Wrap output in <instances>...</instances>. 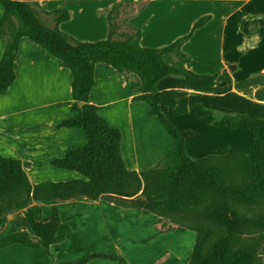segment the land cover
I'll return each instance as SVG.
<instances>
[{
	"label": "trees",
	"instance_id": "16d2710c",
	"mask_svg": "<svg viewBox=\"0 0 264 264\" xmlns=\"http://www.w3.org/2000/svg\"><path fill=\"white\" fill-rule=\"evenodd\" d=\"M140 1L129 3L136 6ZM147 5V4H146ZM141 4L125 22L123 30L115 21L121 2L107 13L108 34L98 42H81L62 32L59 24L69 20L66 9L44 11L38 0H0V39L5 47L0 58V95H5L15 80L19 42L27 38L60 61L72 76L71 117L57 129L76 128L86 133V143L69 150L52 166L74 171L84 180L42 182L32 185L19 160L0 157V227L7 217L28 208L32 202L69 201L76 198L101 199L122 209L155 215L161 223L159 232L183 228L195 233L188 264H261L264 239V119L235 115L216 121L213 113L200 104L186 108L178 105L185 92H159L158 82L169 76L179 77L191 92L212 93L217 88V74L200 75L187 68L190 57L182 47L211 16L198 18L190 30L161 48L140 46L141 29L129 21L146 8ZM52 17L53 25H44L39 17ZM104 63L127 80L130 74L140 82L133 101L144 102L148 115L157 118L175 146L153 168L137 173L127 170L121 155V132L109 125L90 104L94 86V67ZM234 89L257 101H264V74L236 81ZM82 107L79 108L78 104ZM175 115L188 114L218 128L241 129L250 134L248 154L228 153L192 160L185 151L184 138L168 121L161 108ZM28 231L10 233L0 239V251L12 245L29 249L49 248L65 241L60 234V216L51 208V219L36 221L32 210L25 214ZM163 221L171 224L165 230ZM214 236L207 243L208 236ZM50 256V254H49ZM111 261L126 264L118 253H88L77 260L60 264H89Z\"/></svg>",
	"mask_w": 264,
	"mask_h": 264
},
{
	"label": "crops",
	"instance_id": "0c3cea01",
	"mask_svg": "<svg viewBox=\"0 0 264 264\" xmlns=\"http://www.w3.org/2000/svg\"><path fill=\"white\" fill-rule=\"evenodd\" d=\"M136 1L140 0H38V4L46 12L61 8L66 9L69 13V20L59 24V29L78 41L93 43L106 39L108 34L107 13L115 3ZM156 1L166 3L171 13H167V20L165 17H162L163 19L161 20L151 17L137 22V16L143 13L145 8L129 21L130 25L141 29L140 46L145 48L167 46L178 37L186 34L198 18L210 15V21L193 34L192 38L183 45L182 51L191 59L187 68L192 72L200 75L217 74L216 86L220 90L212 93L191 92L183 87L181 78L175 76L166 77L158 82L156 89L159 92H185L186 95L178 99V105L181 108H186L192 104H200L213 113L217 110H223V108L232 112L234 107H236L233 100L237 99L238 95L247 98L246 95L234 89V83L247 79L248 76L242 78L228 76L224 73H218L217 69H212L213 67L195 64V61L197 62L201 56H204L203 59L205 61L209 60L208 55L200 53L198 48V46L203 45L199 40V34L210 28L216 21V16L213 12L205 11L207 10L205 7L209 3L208 0H148V3L153 4ZM190 2L196 3V10L190 13L186 29L182 32L179 30L175 31L180 23L178 17H176L175 4L187 3L189 5ZM1 16L2 8L0 7V18ZM151 32H154V34L150 35ZM4 47L5 40L0 39V58ZM14 73V82L5 95H0V157L19 160L23 164L24 172L32 185L42 182L59 183L70 180H84L83 176L77 172L62 170L52 166L54 160L63 158L69 150L83 146L87 140L86 133L81 129H57V125L61 121L71 117L70 108L73 101L71 97L72 76L70 71L38 45L27 38H22L19 42ZM139 86V79L135 75L130 74L126 80L109 65L96 63L94 67V86L89 94L90 104L99 108L98 114L110 126L120 130V150L123 162L127 170L137 173L155 167L175 146V141L164 131L157 118L148 115V106L144 102L132 100L137 95L136 89ZM247 99L250 105L254 107L252 106L250 111L242 113L254 118L252 113L256 110L255 107L258 106L257 109L264 110V101H257L250 97ZM161 111L166 118L170 114L175 116L179 123V126H177L180 131L179 134L185 141L186 154L192 160L233 153L231 146H233L234 138H232L231 134L237 135V132L227 133L228 136H225L229 138L230 142H224L223 134L222 136L218 133L208 134L210 128L214 126L202 119L193 118L188 114L178 116L174 114L172 109L166 107H162ZM188 119L193 122V126L201 125V131L198 130L200 132L199 138L194 135L196 133L195 130H197L195 127L190 132L181 128L180 123L182 121H187L188 123ZM153 128L167 134L164 135L166 138L165 144L160 145L162 144L160 143L158 145V142H156L155 153H153L152 146L154 139L152 135ZM235 130L241 129L232 131ZM184 133H191V136L189 134V137H187ZM206 134L208 137H206ZM212 138L215 139L213 142L211 141ZM191 143H195L194 150L190 147ZM159 147L160 153L157 152ZM147 149H150V152L143 153L142 156L140 151ZM190 150L193 154H190ZM53 207L59 210L60 227L58 232L60 234H64V218L75 226V221L79 222L81 220L83 222L86 217L93 219V215H97L96 219L99 222H107V220H104L106 214L115 213L113 215L116 218L125 219L127 216L140 217L144 212L122 209L101 199L89 200L84 197L69 201H34L28 208L19 212L32 210L36 221L46 223L51 219V208ZM150 218L152 223H156L158 220L155 215H151ZM9 222H11V219H8L1 227H6ZM155 223L154 225H156ZM100 227L101 236H111L107 228H104L106 227L105 225ZM114 227L117 230H121L124 225L116 223ZM176 229L185 230L178 227ZM193 234L194 240L192 241L194 243L196 235L195 233ZM67 241L68 236L66 234L65 241L57 245L65 246ZM111 241L112 247H118L121 240L116 242L112 237ZM19 246L21 247V245L16 244L8 248H20ZM54 246L56 245L49 248L50 253ZM95 251L93 250L92 253L108 252L102 249H99L98 252ZM107 263L112 264L110 262Z\"/></svg>",
	"mask_w": 264,
	"mask_h": 264
},
{
	"label": "rangeland",
	"instance_id": "374dc122",
	"mask_svg": "<svg viewBox=\"0 0 264 264\" xmlns=\"http://www.w3.org/2000/svg\"><path fill=\"white\" fill-rule=\"evenodd\" d=\"M208 6L205 7L216 16V21L210 28L199 34V40L203 45L198 46L199 52L207 54L209 60H204L203 57H199L195 64H202L212 69H217L218 73H224L228 76L242 78L244 76L263 75L264 74V0H208ZM123 3V2H121ZM129 3H123L126 5L120 9L119 16L115 20L122 28L125 19L138 8L139 5L148 3V0H140V4L136 6H130ZM196 3L190 2L186 4H175L176 17L180 21L175 31H184L186 29V23H188L190 13L196 10ZM172 8V6H171ZM170 13L165 2L156 1L155 3H148L143 13H140L137 18V22L146 20L147 18H154L158 20L166 18L167 13ZM171 14V13H170ZM170 17V16H169ZM164 18V20H165ZM40 21L51 27L53 25L52 17L41 15ZM167 20V18H166ZM167 22V21H166ZM123 28L121 29V31ZM151 32L150 35H153ZM253 98L247 96V98ZM246 97L239 96L233 101L236 104L234 110L227 111L228 109L217 110L213 113V117L216 121H220L226 117L235 115H244L242 112H248L252 108L249 100ZM254 107V106H253ZM255 107L253 117L264 119V110L257 109ZM229 112V113H228ZM246 116V115H244ZM174 117V118H173ZM190 117V116H188ZM248 117V116H246ZM250 118V117H248ZM168 121L179 131L178 121L175 116L170 114L167 117ZM191 119V117H190ZM178 124V125H177ZM181 128L186 129L187 132L193 131L194 127L196 138H199L202 127L200 124L193 126V122L188 119L180 123ZM161 125V124H160ZM181 130V129H180ZM153 135V151L155 150L156 142L158 145L165 144L167 135L161 130L152 129ZM165 131V130H164ZM238 133L237 135L231 134L233 140V152L240 154H248L250 150V134L246 130H228L225 127L210 128L208 134H223V141L230 142L229 138H226L227 133ZM180 133V131H179ZM191 133H184L189 137ZM226 135V136H225ZM169 138V136H167ZM204 137V136H203ZM206 137L208 135L206 134ZM237 137V141H236ZM170 139V138H169ZM155 140V141H154ZM199 140V139H198ZM204 140V138H203ZM215 139H211L213 142ZM199 144V141H198ZM150 146V145H149ZM236 146V147H235ZM192 150L195 149V143H191ZM162 149V147H161ZM150 149L141 150L140 152H150ZM159 150V151H158ZM157 152L160 153V147ZM154 151L153 153H155ZM190 154H193L190 150ZM201 154V153H200ZM206 154V153H205ZM225 155V154H224ZM192 156V155H191ZM201 156V155H199ZM144 160V158H143ZM145 164V162H143ZM27 212H15L7 217L11 219V222L6 227H1L0 239L10 233L19 231H28L25 214ZM115 214V213H113ZM113 214L105 215L104 220L107 222H99L96 218L97 215H93V219L86 217L79 222H74L75 227L70 221H66L64 218V234L68 236V241L65 246L56 245L49 254L45 249L39 248L29 249L23 246L7 248L0 251V264H60L70 260H76L84 254L92 253L93 250L98 252L99 249L112 253L116 252L120 254L126 261V264H188L193 250L194 234L188 230L176 229L173 231L159 232L161 223L151 221V215L148 212H143L142 216L136 218L127 216L125 219H118ZM13 217V218H10ZM110 222V223H109ZM165 230L170 223L163 221ZM8 223V222H7ZM122 223L123 229L117 230L114 224ZM104 225L106 227H104ZM107 228L109 236H101V227ZM125 228V229H124ZM158 229V232H157ZM175 229V228H174ZM112 237L118 244V247H112ZM117 237V238H116ZM214 236H208L207 243L213 239ZM102 241H105L102 243ZM262 251L260 256L261 264H264V239L261 241ZM118 264L111 261H94L90 264Z\"/></svg>",
	"mask_w": 264,
	"mask_h": 264
},
{
	"label": "water",
	"instance_id": "95a60500",
	"mask_svg": "<svg viewBox=\"0 0 264 264\" xmlns=\"http://www.w3.org/2000/svg\"><path fill=\"white\" fill-rule=\"evenodd\" d=\"M78 107H79V108H81V107H82V104H81V103H79V104H78Z\"/></svg>",
	"mask_w": 264,
	"mask_h": 264
}]
</instances>
